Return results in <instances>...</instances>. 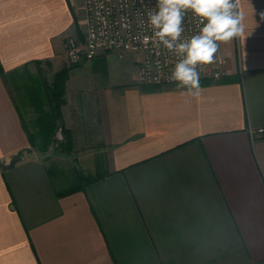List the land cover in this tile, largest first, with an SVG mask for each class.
<instances>
[{
    "label": "crops",
    "instance_id": "obj_1",
    "mask_svg": "<svg viewBox=\"0 0 264 264\" xmlns=\"http://www.w3.org/2000/svg\"><path fill=\"white\" fill-rule=\"evenodd\" d=\"M83 5L0 0V160L23 156L0 170V264H264V0H238L227 73L198 89L139 83L138 52L69 64ZM66 68L72 142L42 152L24 121ZM77 171L104 176L58 195Z\"/></svg>",
    "mask_w": 264,
    "mask_h": 264
},
{
    "label": "built area",
    "instance_id": "obj_2",
    "mask_svg": "<svg viewBox=\"0 0 264 264\" xmlns=\"http://www.w3.org/2000/svg\"><path fill=\"white\" fill-rule=\"evenodd\" d=\"M156 0H84L83 40L68 39L65 51L69 64H76L83 58L93 57L102 52H111L120 58L140 53L138 81L145 85H161L178 82L170 79L177 62L182 59L162 44L145 45L143 37L151 36L147 24V12L155 9ZM206 23V21H205ZM198 20L191 11L184 18L182 40L190 39L200 30ZM196 66L199 79L210 75L220 78L227 73L225 59L217 56V63ZM262 131V129H260Z\"/></svg>",
    "mask_w": 264,
    "mask_h": 264
},
{
    "label": "clouds",
    "instance_id": "obj_3",
    "mask_svg": "<svg viewBox=\"0 0 264 264\" xmlns=\"http://www.w3.org/2000/svg\"><path fill=\"white\" fill-rule=\"evenodd\" d=\"M237 4L238 0H156V10L147 12V24L152 35H145L142 42L145 45L151 42L155 47L162 44L182 56L170 79L178 81L180 87L198 89L196 66L214 61L217 42L227 43L242 35V17L234 11ZM189 11L202 27L190 39L182 40L184 18Z\"/></svg>",
    "mask_w": 264,
    "mask_h": 264
},
{
    "label": "trees",
    "instance_id": "obj_4",
    "mask_svg": "<svg viewBox=\"0 0 264 264\" xmlns=\"http://www.w3.org/2000/svg\"><path fill=\"white\" fill-rule=\"evenodd\" d=\"M67 68L59 70L53 76L50 84L45 86L46 95L52 104V111L47 112L43 110L40 115L32 120L24 121V126L26 127L28 137L30 140V144L33 148H36L39 151L46 152L48 147L55 142V134L57 129L61 126L62 132L64 135V140L59 141V147L61 151H69L66 148V145L70 146L72 142L71 134L65 129V127L61 124V112H60V104L65 100V92H64V84L67 78ZM9 80L13 79L9 75ZM12 81V82H13ZM17 81V80H16ZM30 127V129L28 128ZM19 153L18 155H21ZM104 174L96 173H85L83 171H77L76 173V182L70 187L60 190L57 192L58 195H65L68 193H72L74 191L84 189L88 184L100 179Z\"/></svg>",
    "mask_w": 264,
    "mask_h": 264
},
{
    "label": "water",
    "instance_id": "obj_5",
    "mask_svg": "<svg viewBox=\"0 0 264 264\" xmlns=\"http://www.w3.org/2000/svg\"><path fill=\"white\" fill-rule=\"evenodd\" d=\"M21 159H23V156L21 155H16L14 156L9 162H4L2 160H0V170H8L11 169L15 166V164L20 161Z\"/></svg>",
    "mask_w": 264,
    "mask_h": 264
},
{
    "label": "rangeland",
    "instance_id": "obj_6",
    "mask_svg": "<svg viewBox=\"0 0 264 264\" xmlns=\"http://www.w3.org/2000/svg\"><path fill=\"white\" fill-rule=\"evenodd\" d=\"M83 17H84V15H83ZM81 32H82V34H83V37H84V34H85V27H84V24L82 23V26H81ZM15 91H17V89H15ZM19 102H20V100H19ZM63 134V133H62ZM56 141L58 140L59 141V138L58 137H56V139H55ZM51 170H52V177L54 178V180H56V183H58L57 182V167L56 166H54V165H52V167H51Z\"/></svg>",
    "mask_w": 264,
    "mask_h": 264
}]
</instances>
